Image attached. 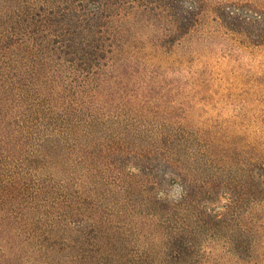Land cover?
<instances>
[{
	"label": "rangeland",
	"instance_id": "1",
	"mask_svg": "<svg viewBox=\"0 0 264 264\" xmlns=\"http://www.w3.org/2000/svg\"><path fill=\"white\" fill-rule=\"evenodd\" d=\"M44 1L0 0V53L36 42L29 24L5 37L17 7H58ZM192 1L184 21L178 0H112L111 69L90 84L102 121L81 139L0 128V264H264V0ZM155 147L188 156L208 203L179 201Z\"/></svg>",
	"mask_w": 264,
	"mask_h": 264
},
{
	"label": "trees",
	"instance_id": "2",
	"mask_svg": "<svg viewBox=\"0 0 264 264\" xmlns=\"http://www.w3.org/2000/svg\"><path fill=\"white\" fill-rule=\"evenodd\" d=\"M77 1V6L87 9L86 14L82 12V15H77L71 5L74 0H57L55 11L48 10L43 15L30 14L33 11L30 6L17 7L15 25L20 22L24 28H18L19 25L9 28L5 39H19V30H23L21 35L26 37V33L30 34L29 24L33 26L31 33L36 37V42L23 39L16 41L14 45L20 51L17 57L0 53V128L13 127L17 134L23 133L26 137L41 141L49 138L76 142L84 134L90 133L91 124L102 121L93 113L94 91H91L93 87L90 84L100 80L104 70L111 69L112 59L108 56L112 54L113 48L106 42L109 40L113 45L114 40L111 39L119 30L114 28L113 33H110L104 24L108 22L109 12L115 4L112 0ZM79 2L81 5H78ZM178 3L182 5L180 10L184 13L180 17L184 21L195 16L197 6L192 0H178ZM227 9L230 16H236L240 11L237 7ZM71 13L78 17L80 28L82 22L87 25L90 23L89 26L73 31L68 18ZM256 16L260 19L264 13L256 12ZM57 17L60 21L56 20ZM85 106H88L89 113L83 112ZM143 151L146 160L153 157L152 153L157 154L160 165L166 167L164 173L169 172L164 176L179 185V201L182 204L189 200L199 203L200 199L201 204L208 203L209 199L205 198L206 184L202 179L194 178L186 161L179 158H186L187 155L160 147ZM173 157L178 158L174 160ZM157 159L153 158L158 162ZM152 166L144 168L151 170ZM132 167L140 168L137 164ZM160 195L170 200L167 193L160 191Z\"/></svg>",
	"mask_w": 264,
	"mask_h": 264
}]
</instances>
